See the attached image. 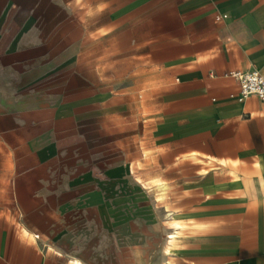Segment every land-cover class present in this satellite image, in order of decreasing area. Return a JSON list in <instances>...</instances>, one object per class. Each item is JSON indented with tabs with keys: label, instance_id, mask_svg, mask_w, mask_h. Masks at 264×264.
Here are the masks:
<instances>
[{
	"label": "crops",
	"instance_id": "obj_1",
	"mask_svg": "<svg viewBox=\"0 0 264 264\" xmlns=\"http://www.w3.org/2000/svg\"><path fill=\"white\" fill-rule=\"evenodd\" d=\"M90 59L99 78L112 61L114 108L149 93L151 171L192 205L166 214L187 227L138 211L120 110L111 157L59 126L58 107H104L88 83L73 99ZM253 68L264 0H0V264H264V100L229 75Z\"/></svg>",
	"mask_w": 264,
	"mask_h": 264
},
{
	"label": "rangeland",
	"instance_id": "obj_2",
	"mask_svg": "<svg viewBox=\"0 0 264 264\" xmlns=\"http://www.w3.org/2000/svg\"><path fill=\"white\" fill-rule=\"evenodd\" d=\"M94 51L96 48L94 47ZM109 64V68L105 69V75L99 76L95 73V66L97 63L94 59L89 60L88 71L86 66L83 68L80 61H76L73 64V76L72 84L74 85L73 99L81 100L84 99V93L79 90L81 85L88 83L90 85V96L101 97L104 100V107H98L94 103L80 104L74 103L72 108L69 107H58V122L59 126L74 125V131L84 132L88 134V137L92 139L93 144L104 143L106 153L109 157L112 155V144L113 134L117 132V127H113L112 116L113 113L120 114L125 120L121 124V149L120 156L122 161V176L131 180L136 181V189L134 196L137 199L138 211L153 212L156 218L161 219L162 222L159 224L160 230H167L168 211H173L175 214L178 213V208L186 211H191L192 205H178L176 203L166 202L171 200L166 197L176 194L175 183H164L161 182V173L151 171L152 167L159 161L156 159L155 153L160 149H151L148 142L151 136V127L147 124L148 117L152 114V109L148 103V94L145 90L136 91V99L129 103L122 102L119 108L113 107L114 96L117 95L112 90L113 76H112V61H104ZM83 73V76L81 75ZM76 87V88H75ZM78 87V88H77ZM63 99V92L58 88L57 101L58 106L60 101ZM147 122H143V119ZM108 149V150H107ZM116 155V153H115ZM193 157L189 156L186 162H192ZM176 173H170L173 175ZM145 187L141 186L142 183ZM149 186H153L147 188ZM178 218V215H175ZM183 227H187L189 223H182ZM162 225V226H161ZM182 230H179V235L176 243L182 238ZM175 243V242H174Z\"/></svg>",
	"mask_w": 264,
	"mask_h": 264
},
{
	"label": "built area",
	"instance_id": "obj_3",
	"mask_svg": "<svg viewBox=\"0 0 264 264\" xmlns=\"http://www.w3.org/2000/svg\"><path fill=\"white\" fill-rule=\"evenodd\" d=\"M229 75L238 82L236 95L238 101H243L249 95H255L264 100V76L257 69L233 70L229 71Z\"/></svg>",
	"mask_w": 264,
	"mask_h": 264
},
{
	"label": "bare ground",
	"instance_id": "obj_4",
	"mask_svg": "<svg viewBox=\"0 0 264 264\" xmlns=\"http://www.w3.org/2000/svg\"><path fill=\"white\" fill-rule=\"evenodd\" d=\"M139 182L142 183L141 185L144 187V183L141 182L140 179H139ZM180 223H181V222H180ZM180 223H179L177 220H171V221H170V224H169V227H170L171 229H172V228H173V229H174V228L176 229V228H178V227L181 226ZM181 224H182V223H181ZM176 230L178 231V229H176ZM172 231H173V230H172ZM177 233H178V232H177ZM171 234H172V235H170V236L172 237V239H170L169 242H171V241L176 237V235H175L174 232H172ZM170 236H169V238H171ZM170 246H171V245H170ZM172 246H173V245H172ZM172 246H171V247H172ZM171 247H170V248H171ZM166 250H167V249H166ZM75 264H80V263L75 262Z\"/></svg>",
	"mask_w": 264,
	"mask_h": 264
}]
</instances>
